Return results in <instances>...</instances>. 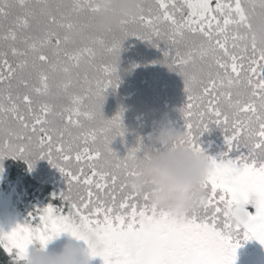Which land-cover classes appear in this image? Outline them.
<instances>
[{
	"label": "snow or ice",
	"instance_id": "snow-or-ice-1",
	"mask_svg": "<svg viewBox=\"0 0 264 264\" xmlns=\"http://www.w3.org/2000/svg\"><path fill=\"white\" fill-rule=\"evenodd\" d=\"M256 7L255 0H138L119 33L81 44L91 0H0V161L23 160L30 169L46 159L65 183L0 232L11 264L60 233L83 241L88 259L103 264H234L242 240L264 246V47L248 37ZM129 36L161 48V62L183 80L179 143L204 152L199 137L210 125L224 135L219 159L204 152L203 198L180 220L157 214L146 192L127 190L144 139L118 154L111 144L117 136L124 143L121 114L99 115ZM98 58L102 75H90ZM57 78L71 107L52 102ZM84 121L100 126L73 137L69 126L83 129Z\"/></svg>",
	"mask_w": 264,
	"mask_h": 264
},
{
	"label": "trees",
	"instance_id": "trees-1",
	"mask_svg": "<svg viewBox=\"0 0 264 264\" xmlns=\"http://www.w3.org/2000/svg\"><path fill=\"white\" fill-rule=\"evenodd\" d=\"M108 38V34L88 33L79 43H88L92 36ZM184 52V49H181ZM175 55V50L173 51ZM161 48L154 47L146 41L129 36L122 42L118 62V83L115 88L106 90L101 106L106 118L121 114L122 123L126 129L124 143L117 136L111 147L120 155H124L125 144L134 145L136 137H145L152 129L154 122L166 119L174 127L184 130V121L179 109L185 102L183 80L175 71L164 63ZM97 67L90 70V75L100 76L99 58L95 61ZM83 74V70H81ZM59 78L52 81V102L58 107H71L70 99L57 87ZM79 87L73 91L79 92ZM59 94V99L56 95ZM83 120V118H81ZM195 119V117L193 118ZM83 129L69 126L73 137L87 132L91 127H99V121H84ZM82 142V140L80 141ZM201 149L209 156L220 158L225 151L222 130L210 125L209 130L199 137ZM122 159V157H121ZM115 164L114 159L110 161ZM65 187L59 171L50 165L46 159H36L32 167L18 159L5 158L0 161V232L10 231L16 224L22 223L34 206H44L52 199L54 192ZM129 192L131 188L128 185ZM60 205L59 199L52 201ZM250 211L254 209L249 208ZM72 238L68 233H60L50 240L47 250H59L60 246ZM83 248V241H75ZM253 240H242L236 249L234 264H263L262 256L252 247ZM32 246H30L31 248ZM0 264H11V258L0 248ZM88 264H103L100 257L88 259Z\"/></svg>",
	"mask_w": 264,
	"mask_h": 264
},
{
	"label": "clouds",
	"instance_id": "clouds-1",
	"mask_svg": "<svg viewBox=\"0 0 264 264\" xmlns=\"http://www.w3.org/2000/svg\"><path fill=\"white\" fill-rule=\"evenodd\" d=\"M257 7L249 12L250 41L264 47V8ZM94 9L86 21L91 33H119L121 21L135 16L138 0H91ZM126 39V38H125ZM124 41V40H123ZM122 41V42H123ZM99 115L106 118L102 109ZM184 130L174 127L166 119L152 125L151 131L143 138L145 150L135 161V175L128 177L132 191L147 193L150 207L167 213L169 219H183L197 207L204 196L201 187L206 175L208 162L204 152H196L179 143ZM230 215L235 209L229 210ZM71 236V235H70ZM74 239L66 240L59 250H47L46 245L32 246L26 253L23 264H88L86 248Z\"/></svg>",
	"mask_w": 264,
	"mask_h": 264
},
{
	"label": "rangeland",
	"instance_id": "rangeland-1",
	"mask_svg": "<svg viewBox=\"0 0 264 264\" xmlns=\"http://www.w3.org/2000/svg\"><path fill=\"white\" fill-rule=\"evenodd\" d=\"M252 247H253V249H255L262 256V258H263V264H264V246H262L256 240H253Z\"/></svg>",
	"mask_w": 264,
	"mask_h": 264
}]
</instances>
